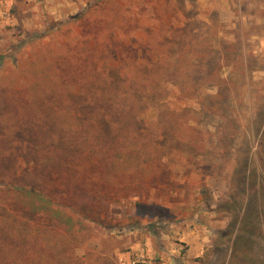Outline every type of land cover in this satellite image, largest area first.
Returning a JSON list of instances; mask_svg holds the SVG:
<instances>
[{
  "label": "rangeland",
  "instance_id": "374dc122",
  "mask_svg": "<svg viewBox=\"0 0 264 264\" xmlns=\"http://www.w3.org/2000/svg\"><path fill=\"white\" fill-rule=\"evenodd\" d=\"M263 191L264 0H0V264H250Z\"/></svg>",
  "mask_w": 264,
  "mask_h": 264
},
{
  "label": "trees",
  "instance_id": "16d2710c",
  "mask_svg": "<svg viewBox=\"0 0 264 264\" xmlns=\"http://www.w3.org/2000/svg\"><path fill=\"white\" fill-rule=\"evenodd\" d=\"M141 74V76H140V78H139V80H138V82L139 83H142V84H146V81H147V79L149 78V74L148 73H140ZM138 76H139V74H138ZM150 81H148V83H149ZM90 93V92H89ZM129 112L133 115V117H136V115H137V113L138 112H136L135 110H134V108L133 107H131L130 108V110H129ZM102 121L105 123V124H107V123H109L108 121V118L106 117V116H104L103 115V118H102ZM264 192V191H263ZM252 221V220H251ZM258 253V254H257ZM257 256H255L254 258H255V262H254V260H253V258H251V260H249L250 261V264H256V262H258L259 264H264V251L262 252H256L255 253ZM241 254H238V256H240ZM245 255H249V254H245ZM248 261V262H249ZM137 264H149V263H141V262H139V263H137Z\"/></svg>",
  "mask_w": 264,
  "mask_h": 264
}]
</instances>
